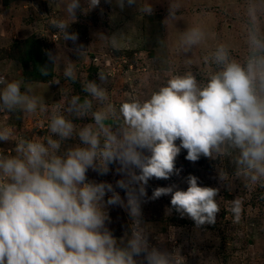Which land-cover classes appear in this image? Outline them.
I'll return each mask as SVG.
<instances>
[{"label":"clouds","instance_id":"1","mask_svg":"<svg viewBox=\"0 0 264 264\" xmlns=\"http://www.w3.org/2000/svg\"><path fill=\"white\" fill-rule=\"evenodd\" d=\"M100 3L67 0L64 11L75 21L78 11L90 12ZM114 3L123 10L138 0ZM181 6L180 0H169L164 22L174 21ZM138 11L151 16L154 9L148 2ZM48 24L63 41L76 45V54H86L84 45L76 44L78 33L69 31L68 20L49 18ZM3 31L0 26V35ZM242 32V57L217 40L201 56L202 76L170 70L147 99L125 93L128 99L118 106L110 100L104 71L96 80L82 82L83 98L72 95L66 103L51 106L30 83L0 75V114L47 116L46 135L17 136L12 126L0 125V144L12 145L10 153L0 150V264H187L182 247L151 242L142 204L170 196L168 214L175 211L191 219L196 230L216 223L220 190L200 186L194 175L185 178L186 190L173 184L147 194L153 178L180 175L175 162L181 150L192 163L202 157L219 162L216 178L227 190L237 179L264 187V0H246ZM210 35L202 22L192 23L179 33L175 48L184 53L207 48ZM99 39L118 49L123 37L101 34ZM46 54L55 65L57 56L48 50ZM184 63L193 61L187 58ZM39 72L48 76V66ZM63 75L77 80L71 62ZM78 119L88 122L78 126ZM225 160L231 172L223 166ZM112 166L122 177L115 185L87 175L89 170L108 175ZM117 189L125 193L123 198ZM230 204L233 223H239L243 202L236 197ZM113 206L129 217L120 239L108 226ZM169 230L176 239L180 230ZM196 253L193 249L190 255Z\"/></svg>","mask_w":264,"mask_h":264},{"label":"rangeland","instance_id":"2","mask_svg":"<svg viewBox=\"0 0 264 264\" xmlns=\"http://www.w3.org/2000/svg\"><path fill=\"white\" fill-rule=\"evenodd\" d=\"M156 1V0H155ZM82 5L84 0H81ZM156 7L151 16H145L138 8L145 3ZM181 8L174 21L165 23L169 0H138V5L126 6L120 10L112 4L101 0L100 5L92 11H78L75 21H71L64 11L67 0H0V75L9 80H23L30 83L37 94L44 96L51 106L64 104L67 97L85 93L82 82L96 80L97 73L104 71L109 80L106 85L110 100L117 106L128 99L125 93L147 99L152 91L165 83L169 71L183 72L192 70L203 74L201 56L214 46L217 40L228 43L233 55L242 57L245 52L242 20L246 0H180ZM157 12V14L155 13ZM204 12L206 15L201 16ZM49 18L66 19L71 26L70 32L78 33L76 44H83L86 54L80 56L73 51L76 47L72 41H63L56 29L48 24ZM209 18L204 25L210 32L207 48H193L190 52L177 51L175 42L180 32L187 27V21ZM187 20V21H186ZM209 22V23H208ZM192 24V23H191ZM117 35L123 37L121 47L111 48L99 39ZM163 41L164 44L160 42ZM28 46L35 51L37 58L20 62L23 51ZM46 50L57 56L55 65L49 62ZM193 63L185 65V59ZM34 62L36 66H34ZM71 62L75 68L77 80L72 81L63 75V68ZM45 65L49 75L43 76L39 69ZM33 73H37L34 75ZM59 81L57 85L55 82ZM67 115V114H66ZM7 117V118H5ZM71 118V117H69ZM82 126L84 120L75 121ZM10 125L17 136H34L47 134V116L29 117L24 114H0V125ZM73 140L71 143H75ZM179 143V142H177ZM12 145L0 144V150L11 152ZM186 150H181L176 159V167L182 169L179 176L169 180L153 178L147 186L150 197L156 187L177 185L179 190H186L185 178L191 174L199 179L200 186L219 188L217 203L220 212L214 225H205L195 229L194 222L181 218L175 211L167 213L171 207L170 196H163L155 201L142 204L143 219L148 223L153 244H164L172 249L182 247V254L187 257V264H264V187L247 185L241 179L233 180L227 190L216 178L219 162L201 158L192 163L185 159ZM223 166L232 171L230 161H223ZM115 166L105 176L89 170L90 180L107 181L115 185L121 179L115 175ZM123 198L125 193L117 189ZM239 197L243 202L242 218L233 223L230 201ZM112 223L109 228L117 239L127 231L129 217L120 207L108 209ZM169 226L179 229L176 239ZM193 249L196 255H190Z\"/></svg>","mask_w":264,"mask_h":264},{"label":"trees","instance_id":"3","mask_svg":"<svg viewBox=\"0 0 264 264\" xmlns=\"http://www.w3.org/2000/svg\"><path fill=\"white\" fill-rule=\"evenodd\" d=\"M38 56L36 55L35 51H31V48L28 49V46L26 45L24 51H23V58H21L20 62L25 66L27 61H34V58H37ZM34 66H36V63L34 62ZM34 75H36L37 73H33Z\"/></svg>","mask_w":264,"mask_h":264},{"label":"crops","instance_id":"4","mask_svg":"<svg viewBox=\"0 0 264 264\" xmlns=\"http://www.w3.org/2000/svg\"><path fill=\"white\" fill-rule=\"evenodd\" d=\"M151 2L154 3V4H157V0H156V1H155V0H151ZM152 6H153V9H155V11H156V7H157V6H154V5H152ZM155 13L157 14V12H155ZM194 20H195V18H193V21H187V20H186L187 23H188V24H187V27H188L189 25H191V23H193ZM208 20H209V18H204V19H200V20L198 19L196 22H202V23L204 24V22H205V21L207 22ZM208 23H209V22H208ZM184 27H185V29L187 28L185 25H184Z\"/></svg>","mask_w":264,"mask_h":264}]
</instances>
